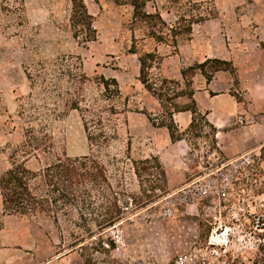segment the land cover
Listing matches in <instances>:
<instances>
[{
	"label": "rangeland",
	"instance_id": "374dc122",
	"mask_svg": "<svg viewBox=\"0 0 264 264\" xmlns=\"http://www.w3.org/2000/svg\"><path fill=\"white\" fill-rule=\"evenodd\" d=\"M84 1L97 29L92 41L73 35L72 0H0V175L33 127L42 148L29 157V168L40 171L59 157L90 155L105 164L113 184L147 201L133 168L134 160L154 155L153 127L141 113L170 123L173 108L185 106L179 97L171 100L175 87L163 80L177 79L155 59L150 78L164 96L150 91L161 111L147 109L153 99L147 100L140 61L130 50L153 51L160 36L171 46L158 54L176 53L195 38L200 53L231 61L233 70L223 71L241 104L233 117L222 119L227 129L221 145L200 120L176 146L161 143L157 156L167 171V190H157L160 196L147 206L132 205L126 219L105 232L93 222L92 231L77 226V212L61 214L58 224L46 216L8 213L0 193V264H174L180 256L188 264H232L239 255L253 264L258 234L264 233V0L150 1L147 11L160 8L167 26L177 25L175 37L157 19L135 20L129 0ZM192 16L199 21L188 35L185 20ZM202 61L177 64L183 69ZM200 72L177 80L184 91L193 90ZM102 76L117 79L119 96L105 93ZM85 122L91 132L102 128L106 139L90 140Z\"/></svg>",
	"mask_w": 264,
	"mask_h": 264
},
{
	"label": "trees",
	"instance_id": "16d2710c",
	"mask_svg": "<svg viewBox=\"0 0 264 264\" xmlns=\"http://www.w3.org/2000/svg\"><path fill=\"white\" fill-rule=\"evenodd\" d=\"M129 1L134 8L133 17L135 20L141 19L146 23H151L153 19H157L159 23L168 27L171 35H174V37L177 35V25L169 27L160 12L148 13L145 10V6L151 0ZM198 19L192 16L189 20H185L188 22L186 29L188 35L192 33V25L198 22ZM70 20L73 35L76 39L82 38L84 41L96 39L97 29L94 26V16L89 12L84 0H72ZM150 33L153 35V30ZM159 41L165 42L162 36L159 37ZM130 52L138 55L142 83L149 91L159 95L160 99L163 100L164 94L156 91L149 72L153 67V60L156 59L161 62L163 56L153 51L139 53L135 46L131 48ZM207 66L210 67V70H207ZM192 70L201 71L207 81H211L217 71H232L233 64L228 60L209 57L203 62L184 67L182 69L184 79H188V72ZM29 77H32V74H29ZM101 79L105 86V93L112 91L114 96L120 95V86L116 78L107 79L102 76ZM167 82L175 87L172 90L171 100H175L180 96L193 98L194 91H184L179 81H169L164 78L163 83ZM111 84L114 85L112 90L110 88ZM177 89H181V91ZM73 107L79 108L76 101ZM183 109L190 110L193 113V120L188 130L194 128L196 122L200 120L212 129L213 140L217 144V128L209 122L205 115L199 112L194 99L184 107H174L169 113L170 123H159L148 112H143L147 114L153 124L166 126L172 140L177 141L182 137L174 121L173 114ZM85 129L90 140L106 139V134L102 128L98 132H91L89 124L85 122ZM41 143V138L36 129L33 127L27 129L25 139L15 150L17 153L21 152L23 154V159H17V153L12 154L13 162L11 166L0 175V193L3 208L8 213L46 216L52 218L58 224L61 214L69 216L77 212L79 219V222H76L77 226H83L92 231L89 223L93 222L102 233L122 223L126 219L125 211L132 205L133 207L147 206L153 201V195L160 196L157 194V190L163 192L167 190V171L157 155L133 161L134 173L141 186L140 190L147 199L145 202H138L134 194L121 190L120 184H113L105 164L90 155L59 157L40 171L29 168L27 161L30 156L35 155L38 149L42 148ZM153 176L156 179H153ZM146 186L148 187L146 188ZM262 228L264 229V221H262ZM258 239L260 241L257 243V250L252 263L264 264V233L258 234ZM110 244L113 246V242H110ZM86 263L91 264V260L86 259ZM232 264H245V262L243 257L239 255L232 259Z\"/></svg>",
	"mask_w": 264,
	"mask_h": 264
},
{
	"label": "crops",
	"instance_id": "0c3cea01",
	"mask_svg": "<svg viewBox=\"0 0 264 264\" xmlns=\"http://www.w3.org/2000/svg\"><path fill=\"white\" fill-rule=\"evenodd\" d=\"M151 1L154 2L155 0H151ZM146 7L147 5L145 6V10L147 9ZM154 11H155L154 13H157L159 11L163 19L166 20L164 17V11L162 9L155 7ZM147 12L151 13L149 11ZM167 13H171V12L167 10ZM133 14H134V8H133ZM195 42H196L195 38H191L189 39V41H186L184 44H181L179 50H177L176 53L170 51L166 54H160L164 56L161 62V71L165 75H169V73H171L172 70V73L174 74L173 77L176 78L177 80H181L182 64H179L178 66L177 61L184 60V62L193 63L194 61H202L204 59L209 58L207 57L206 54L204 55L199 52L197 46L195 45ZM170 46L171 44L166 42L156 43L153 48V51L155 52L157 51L159 53L161 52V49H163L164 47H166L165 49H167ZM171 63H173V67L170 66ZM226 72L227 71H223V70L215 72L211 81H207L206 77L201 72L196 73L193 76V79H195L193 80V91H194L193 98H190L188 96H180L178 98L181 99L182 101L181 103H184L185 106L191 103L192 100L194 99L199 112L205 115L209 120V122L212 123L217 128L216 138L218 139L217 142L219 143V145H221L219 142L220 134L226 132L227 129L224 120H222L224 119L223 117L225 118L233 117L236 113L235 109L236 108L239 109V105L241 104V102L238 99H236L231 93V81H230V77L225 74ZM203 76H204V80H203L204 82L202 85H199L198 81L202 79ZM143 86L145 87L144 84ZM146 92L150 94V96H147V98H149L147 100L150 101L153 99V106L152 107L147 106V109L153 111V115H157V113H160L161 111V103L157 99V97H155V95H153L148 89L146 90ZM141 114H144L146 117V120H143L141 118L143 122L148 127L151 126L153 127L154 155L160 154L159 152H161V150L159 148H161L162 145L161 143H166L169 144L170 146H176L177 143L184 141V139L173 141L169 129L166 126L155 125L151 122L147 114H145L144 112H142ZM173 118L176 125L179 128L181 136H183L184 133L188 131L192 123L193 113L190 110L183 109L181 111L175 112L173 114ZM128 121L131 124L133 119H131V117L129 116Z\"/></svg>",
	"mask_w": 264,
	"mask_h": 264
},
{
	"label": "built area",
	"instance_id": "2783aa9c",
	"mask_svg": "<svg viewBox=\"0 0 264 264\" xmlns=\"http://www.w3.org/2000/svg\"><path fill=\"white\" fill-rule=\"evenodd\" d=\"M246 162H250V157L247 158ZM174 264H188V258H187V256H184V257L180 256V257L175 261Z\"/></svg>",
	"mask_w": 264,
	"mask_h": 264
}]
</instances>
